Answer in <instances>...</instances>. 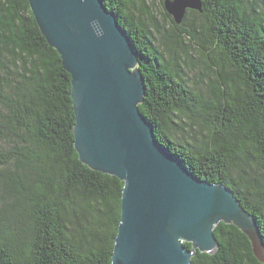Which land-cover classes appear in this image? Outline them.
Returning a JSON list of instances; mask_svg holds the SVG:
<instances>
[{
	"label": "trees",
	"instance_id": "obj_1",
	"mask_svg": "<svg viewBox=\"0 0 264 264\" xmlns=\"http://www.w3.org/2000/svg\"><path fill=\"white\" fill-rule=\"evenodd\" d=\"M101 1L138 56L156 140L231 191L264 250V0H201L180 24L160 0L168 30L145 0ZM70 92L28 1L0 0V264H111L123 182L79 161ZM213 236L192 264H264L235 226Z\"/></svg>",
	"mask_w": 264,
	"mask_h": 264
},
{
	"label": "water",
	"instance_id": "obj_2",
	"mask_svg": "<svg viewBox=\"0 0 264 264\" xmlns=\"http://www.w3.org/2000/svg\"><path fill=\"white\" fill-rule=\"evenodd\" d=\"M27 1L70 75L79 161L123 182L111 264H192L197 251L216 252L221 222L246 235L262 260L256 221L231 191L196 178L156 140L138 109V56L102 1ZM164 8L176 24L187 10L202 12L201 0H164Z\"/></svg>",
	"mask_w": 264,
	"mask_h": 264
},
{
	"label": "rangeland",
	"instance_id": "obj_3",
	"mask_svg": "<svg viewBox=\"0 0 264 264\" xmlns=\"http://www.w3.org/2000/svg\"><path fill=\"white\" fill-rule=\"evenodd\" d=\"M146 5L151 9V11L153 12L154 16L156 17V19H158V21L160 20V23L162 24V26L164 27L165 30H168L170 28V24L169 22L164 23L163 19H162V14H161V10H160V0H145ZM136 16H141V14L139 12H135ZM155 45L157 47H159L160 50H162V45L160 40L155 42Z\"/></svg>",
	"mask_w": 264,
	"mask_h": 264
}]
</instances>
